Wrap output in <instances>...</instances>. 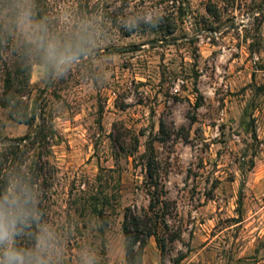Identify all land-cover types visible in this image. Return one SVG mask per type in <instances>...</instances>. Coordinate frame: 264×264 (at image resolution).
Segmentation results:
<instances>
[{
	"label": "rangeland",
	"instance_id": "1",
	"mask_svg": "<svg viewBox=\"0 0 264 264\" xmlns=\"http://www.w3.org/2000/svg\"><path fill=\"white\" fill-rule=\"evenodd\" d=\"M42 1L59 41L91 48L54 77L7 30L0 0L11 34L0 97L6 73L32 65L19 88L36 117L22 125L0 107V148L49 132L44 226L57 264H85V254L128 264L125 215L150 211L145 157L162 125L155 149L171 208L164 247L149 239L143 264H264V0Z\"/></svg>",
	"mask_w": 264,
	"mask_h": 264
},
{
	"label": "trees",
	"instance_id": "2",
	"mask_svg": "<svg viewBox=\"0 0 264 264\" xmlns=\"http://www.w3.org/2000/svg\"><path fill=\"white\" fill-rule=\"evenodd\" d=\"M42 2V0H36L34 3L36 6L34 11L35 14L37 13L36 20L46 24L49 33L51 34L52 32V36L56 38L57 35H54L53 30L54 22L48 18L50 7L47 3L43 5ZM43 7L44 10H42ZM98 8H100V5ZM152 25L153 23H148L146 27H151ZM2 27H0V54L6 49V42L11 43V34L3 31ZM62 43L69 50L76 53L79 58L86 55L91 48L87 41L81 43L80 38L75 35L65 37ZM37 63L39 64V62ZM22 65L23 63H20L14 71L6 73L5 91L3 96L0 97V107L10 111L13 121L31 126L36 117L30 115L29 107L25 106L21 101L22 91L19 86L22 87V84L19 81H21V78L30 75L32 65ZM160 134L161 137L154 139L150 143L145 157L147 160L145 164L147 185L152 197L150 211L149 213L138 214L131 209H127L125 215V251L128 264H143L149 239L156 238L161 248L164 247L165 243L164 237H160L159 228L162 223L167 228L166 217L170 214L171 204L161 201V193L164 192V187L162 186L161 169L155 149L156 140L165 141L168 137L164 125H162ZM48 136L49 132L47 129L41 127L36 135L15 140L0 148V194L5 191L11 180L20 179L33 190L36 196V208L40 214V219L37 223H33L30 228L25 229L24 233L18 238V244L25 248H30L33 245L35 233L39 227L44 226L45 202L48 199L47 191L52 184L51 162L48 159L49 156H46L48 152ZM139 144V139L135 137V145L139 146ZM37 150H44V153L37 152ZM135 150H138V147ZM132 155H134V152ZM93 200L95 201L96 199ZM92 208V212L104 224H107L108 221L104 216V212L97 209L96 201L92 203Z\"/></svg>",
	"mask_w": 264,
	"mask_h": 264
},
{
	"label": "clouds",
	"instance_id": "3",
	"mask_svg": "<svg viewBox=\"0 0 264 264\" xmlns=\"http://www.w3.org/2000/svg\"><path fill=\"white\" fill-rule=\"evenodd\" d=\"M6 15L7 30L17 35L33 60L54 77L64 76L78 61V55L53 37L46 24L37 22L32 0H9ZM39 219L33 190L20 179L11 180L0 194V264H57V238L47 226L39 227L32 247L18 244L25 229ZM85 264H94L87 254Z\"/></svg>",
	"mask_w": 264,
	"mask_h": 264
}]
</instances>
